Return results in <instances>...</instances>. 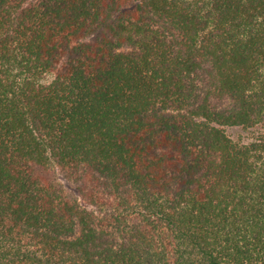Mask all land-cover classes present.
<instances>
[{
	"label": "trees",
	"instance_id": "obj_1",
	"mask_svg": "<svg viewBox=\"0 0 264 264\" xmlns=\"http://www.w3.org/2000/svg\"><path fill=\"white\" fill-rule=\"evenodd\" d=\"M0 264H264V0H0Z\"/></svg>",
	"mask_w": 264,
	"mask_h": 264
},
{
	"label": "rangeland",
	"instance_id": "obj_2",
	"mask_svg": "<svg viewBox=\"0 0 264 264\" xmlns=\"http://www.w3.org/2000/svg\"><path fill=\"white\" fill-rule=\"evenodd\" d=\"M226 129L228 133L233 137H236V138L240 137L244 141H247L248 139H250L249 133H247L246 131H244L243 129L239 127H227Z\"/></svg>",
	"mask_w": 264,
	"mask_h": 264
}]
</instances>
